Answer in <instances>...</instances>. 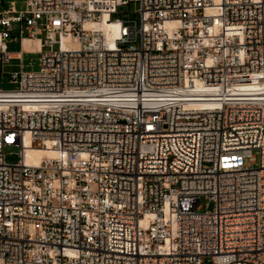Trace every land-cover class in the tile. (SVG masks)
I'll use <instances>...</instances> for the list:
<instances>
[{"label":"built area","instance_id":"1","mask_svg":"<svg viewBox=\"0 0 264 264\" xmlns=\"http://www.w3.org/2000/svg\"><path fill=\"white\" fill-rule=\"evenodd\" d=\"M25 6L0 12L1 64L42 44L0 92V264H264V0Z\"/></svg>","mask_w":264,"mask_h":264},{"label":"rangeland","instance_id":"2","mask_svg":"<svg viewBox=\"0 0 264 264\" xmlns=\"http://www.w3.org/2000/svg\"><path fill=\"white\" fill-rule=\"evenodd\" d=\"M15 9L18 12H23L26 9L25 0H0V12L1 11H11ZM138 6L132 4L129 8L131 11L137 9ZM127 8L119 10L118 14L112 16L113 21H122L124 18V13L127 12ZM124 12V13H123ZM2 28L0 27V31ZM8 52L12 55L17 54L22 51V46L20 42H8ZM41 68V55L37 52H32L30 50L23 49L22 59H13L8 63H0V92H16L19 90V85L13 83L11 77L12 73H36ZM6 161L9 164H16L20 158V150L17 148H6ZM202 213L206 211H213L214 203L208 202L205 198L201 199ZM211 264V263H208Z\"/></svg>","mask_w":264,"mask_h":264},{"label":"bare ground","instance_id":"3","mask_svg":"<svg viewBox=\"0 0 264 264\" xmlns=\"http://www.w3.org/2000/svg\"><path fill=\"white\" fill-rule=\"evenodd\" d=\"M108 17L106 16L103 22L96 24L94 27L103 35L108 38L109 40L117 37L118 35V24L115 23H108ZM24 49L30 50L32 52H40L42 49V44L39 40H30L25 39L23 44ZM73 48L77 49L76 45H72ZM29 142V141H27ZM57 156L54 151L49 150H41V149H28L26 151V163L28 165L38 167L45 158L53 159Z\"/></svg>","mask_w":264,"mask_h":264}]
</instances>
